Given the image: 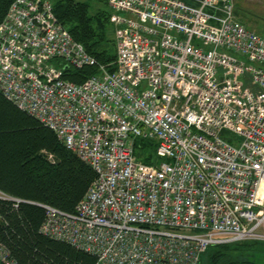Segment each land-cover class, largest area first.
Segmentation results:
<instances>
[{
    "label": "built area",
    "instance_id": "obj_1",
    "mask_svg": "<svg viewBox=\"0 0 264 264\" xmlns=\"http://www.w3.org/2000/svg\"><path fill=\"white\" fill-rule=\"evenodd\" d=\"M107 4L113 69L50 0H13L0 20V95L95 173L74 211L35 203L39 233L93 264H200L210 245L264 241V36L235 0ZM85 66L98 71L67 79ZM135 138L155 142V163ZM0 263L17 264L1 242Z\"/></svg>",
    "mask_w": 264,
    "mask_h": 264
},
{
    "label": "trees",
    "instance_id": "obj_2",
    "mask_svg": "<svg viewBox=\"0 0 264 264\" xmlns=\"http://www.w3.org/2000/svg\"><path fill=\"white\" fill-rule=\"evenodd\" d=\"M12 1L0 0V20ZM52 3L57 19L73 39L99 64L113 69L115 42L107 0ZM97 71V66L69 68L66 76L80 83ZM134 152L143 163L157 161L152 140L135 138ZM50 153L53 159L48 158ZM94 177V171L66 149L50 129L0 95V189L24 201L15 207L0 200V242L17 264H93L92 256L39 233L44 210L35 203L72 212ZM257 254L264 256L262 240L213 244L203 253L200 264H255L252 257Z\"/></svg>",
    "mask_w": 264,
    "mask_h": 264
},
{
    "label": "rangeland",
    "instance_id": "obj_3",
    "mask_svg": "<svg viewBox=\"0 0 264 264\" xmlns=\"http://www.w3.org/2000/svg\"><path fill=\"white\" fill-rule=\"evenodd\" d=\"M54 1V0H50ZM235 13L240 21L245 23L250 29L257 33L264 34V0H235ZM221 136L226 141L234 135L226 130H223ZM45 151V150H44ZM48 158L53 159L51 153ZM255 264H264V256L257 254L252 257Z\"/></svg>",
    "mask_w": 264,
    "mask_h": 264
}]
</instances>
